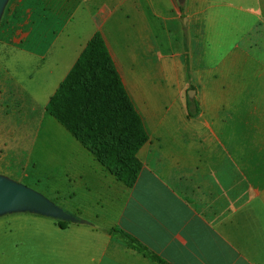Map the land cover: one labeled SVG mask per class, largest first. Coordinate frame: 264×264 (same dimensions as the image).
<instances>
[{
	"label": "crops",
	"instance_id": "1",
	"mask_svg": "<svg viewBox=\"0 0 264 264\" xmlns=\"http://www.w3.org/2000/svg\"><path fill=\"white\" fill-rule=\"evenodd\" d=\"M20 2L24 13L14 17ZM180 4L178 0H11L5 10L3 45L0 42L4 158L17 164L18 152L23 151L37 172H51L52 179L70 188L98 191L99 199L87 213L76 208L79 215L64 230L69 232L72 264H156L106 232L116 227L169 264H264V199H184L175 190L190 184L189 179L179 183L173 172L208 173L215 180L227 158L234 165L236 154L222 156L212 150L209 140H235L236 131L222 136L216 129L219 118L205 115L199 96L201 111L196 118H188L187 101L182 100L178 115L154 117L155 109L175 105V98L187 88V58L194 78L208 86L212 106H222V85L264 92V0H186L183 16L192 35L190 52ZM97 33L103 36L149 135L138 154L142 171L134 187L127 188V199L126 187L47 112L50 99ZM159 77H165L166 86L155 83L162 80ZM175 81L180 84L174 88ZM251 101L245 99L244 106L251 107ZM19 105L24 109L22 121L11 120V111L3 114V107ZM258 105L264 107V98ZM175 147L186 150L178 163L152 158L166 159ZM150 160L158 169L149 166ZM148 169L160 170L168 184L174 183L172 188L166 186L176 199H133ZM37 178L50 179L48 174ZM66 195L76 197L74 192Z\"/></svg>",
	"mask_w": 264,
	"mask_h": 264
},
{
	"label": "rangeland",
	"instance_id": "2",
	"mask_svg": "<svg viewBox=\"0 0 264 264\" xmlns=\"http://www.w3.org/2000/svg\"><path fill=\"white\" fill-rule=\"evenodd\" d=\"M185 1L178 0L183 5H185ZM10 2L11 0L6 1L0 15V42H2V45L6 27L5 10L9 8ZM17 4V13H12L14 17L24 13L25 10L22 2ZM191 36L187 31L185 40L189 52ZM226 37H230L227 32ZM226 45L229 46V43H226ZM0 51H2L1 47ZM218 53L222 54V52ZM185 63L190 75V78H188L187 74V88L183 90L181 98H175V105L155 109L154 117L169 115L171 112L178 115L180 101H188V91L194 90L195 94L192 100L198 102L197 96H199V99L204 102L205 115H215L216 118H219L216 129L222 133V136L225 132L236 131L237 134L235 140H221L219 142L209 140L212 150H216L222 156L234 155L235 153L237 160L234 165H230L227 158L226 164L220 166L217 171L220 177L215 180L213 175L208 173L203 175L191 171L173 172L179 183L183 179H189L190 184L189 188L176 187V192L184 199H264V107L258 105L260 99L264 98V92H243L241 85H222L219 93L222 106H212V102L209 100L208 86L204 85L202 80L198 82L194 78L191 73L192 63L189 58L185 60ZM161 78L162 80L155 83L166 86L165 77H159V79ZM179 84L175 81L174 88ZM245 99L252 100L251 107L244 106ZM17 102L20 101L17 100ZM2 110L4 115L11 111L10 118L15 122H20L25 118L24 114H21V110L24 111V109H21L20 105L11 109L3 107ZM18 127H21V125L18 124ZM0 130L4 132V126L1 123ZM3 142L0 140V144ZM185 151L182 148L175 147L169 150L170 156L166 159L158 155H152V158L159 160L161 163L167 162L172 165L181 161L182 157L179 155L185 153ZM18 153V163L14 164L11 163L10 157L4 158V155H6L5 149L2 146L0 147V177L26 186L34 192L42 193L46 200L72 217L79 215L75 211L76 208L81 209L80 211L84 213L89 206L93 205L95 199H99L96 189L92 188V192L89 193L81 189L82 186L70 188L60 179H52L51 172L42 170L37 172L27 163L26 153L23 151ZM149 166L153 170L158 169V165L154 160H150ZM153 172L151 173L149 169L145 171L143 181L134 192L133 199H176L166 186L168 183L164 179L163 172L159 173L160 170H158V173ZM44 174H48L50 179L38 181L37 177ZM55 174L58 176L59 172ZM173 184L169 182L168 185L172 188ZM127 188L126 199L130 194ZM57 191H60L62 195ZM70 192H74L76 197L70 199L72 196H65ZM83 218L88 219L87 214ZM60 221H66V219L45 215L29 209L9 210L0 213V264H72L73 256L67 249L69 232L58 227ZM63 246L65 248L62 250Z\"/></svg>",
	"mask_w": 264,
	"mask_h": 264
},
{
	"label": "trees",
	"instance_id": "3",
	"mask_svg": "<svg viewBox=\"0 0 264 264\" xmlns=\"http://www.w3.org/2000/svg\"><path fill=\"white\" fill-rule=\"evenodd\" d=\"M186 35L187 18L180 4ZM188 78H190L188 72ZM188 118L200 114L197 100L187 101ZM48 114L62 124L90 154L128 188H133L142 171L138 158L149 135L116 69L106 42L97 33L87 45L74 68L50 99ZM71 220L60 221L66 230ZM123 240L156 264H169L121 228L106 231Z\"/></svg>",
	"mask_w": 264,
	"mask_h": 264
},
{
	"label": "water",
	"instance_id": "4",
	"mask_svg": "<svg viewBox=\"0 0 264 264\" xmlns=\"http://www.w3.org/2000/svg\"><path fill=\"white\" fill-rule=\"evenodd\" d=\"M7 0H0V15ZM194 90L188 92L193 99ZM29 209L45 215L71 220L72 216L46 200L41 194L21 184L0 177V213L9 210Z\"/></svg>",
	"mask_w": 264,
	"mask_h": 264
}]
</instances>
